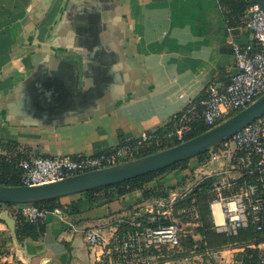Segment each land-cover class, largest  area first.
I'll list each match as a JSON object with an SVG mask.
<instances>
[{
  "label": "crops",
  "instance_id": "0c3cea01",
  "mask_svg": "<svg viewBox=\"0 0 264 264\" xmlns=\"http://www.w3.org/2000/svg\"><path fill=\"white\" fill-rule=\"evenodd\" d=\"M253 42L245 26L230 28L218 0H0V138L33 156L109 153L122 147L121 134L136 140L195 102L204 106L210 84L225 90L236 72L233 45ZM160 178L169 195L189 187L181 168ZM169 195L61 198L66 218L50 212L37 240L15 238L2 214L17 223L20 205L0 204V264H114L100 260L119 224L178 218L183 208H171ZM197 227L184 239L200 241ZM87 233L102 243L91 247ZM196 248L186 258L183 247L151 257L154 264H216L217 257L229 264L237 252L227 247L204 258Z\"/></svg>",
  "mask_w": 264,
  "mask_h": 264
},
{
  "label": "built area",
  "instance_id": "2783aa9c",
  "mask_svg": "<svg viewBox=\"0 0 264 264\" xmlns=\"http://www.w3.org/2000/svg\"><path fill=\"white\" fill-rule=\"evenodd\" d=\"M245 18V28L252 34L254 42L245 46L233 45L236 72L225 90L220 91L214 83L209 85L202 116L209 128L247 108L264 94V10L252 3ZM194 110L192 108L191 112ZM176 138L184 142L183 130L177 132ZM151 139L150 134L144 133L132 145L91 157L32 156L21 163V185L54 183L86 171L134 160L142 157L145 144ZM204 184H208L212 194L209 208L218 233L235 237L241 230L252 227L255 232L264 234V116L209 153L206 162L194 168L189 187L183 193L170 192L169 205L174 208L178 201L188 199ZM19 211L27 222L35 225L41 224L50 212L61 220L66 218L61 208L48 210L35 204L20 205ZM189 215L194 219L190 226L199 225L200 211L193 204L179 211L178 218H172L168 226L135 232L117 231L100 262L154 264L153 254L149 252L181 248L186 233L177 220ZM87 240L91 247L102 243L96 233H87ZM249 248L263 256L261 264H264V241ZM236 250L244 251L243 248Z\"/></svg>",
  "mask_w": 264,
  "mask_h": 264
},
{
  "label": "trees",
  "instance_id": "16d2710c",
  "mask_svg": "<svg viewBox=\"0 0 264 264\" xmlns=\"http://www.w3.org/2000/svg\"><path fill=\"white\" fill-rule=\"evenodd\" d=\"M221 7L224 9L228 24L230 28L244 27L246 24V12L252 5L250 0H218ZM195 106L196 111L191 112V107ZM205 106L201 105V101L195 102L194 105L188 107L184 113L177 115L167 125L158 129L156 132L149 133L152 137L151 141L145 144L142 151V156L154 154L161 150L181 144L176 138V134L179 130H183L184 141L190 140L202 133L208 131L207 127L202 119ZM122 146L132 145L135 140L126 141L121 134ZM33 156L32 150L29 148H22L18 142L4 143L0 138V185L3 186H20L23 176V169L21 163L30 159ZM209 154L200 155L194 158L195 163L189 165L190 161L179 163L171 168L163 169L156 173H151L146 176H142L129 181L121 182L110 187H105L88 192L86 196L93 198L95 194L105 192L110 198H119L125 196L134 191H142L144 199L150 200L159 197L168 198L169 191L172 187H166L160 183V177L174 169L181 168L186 171V179L189 177L190 172L194 171L198 165L206 162ZM191 166V167H190ZM158 182L155 187H151L152 182ZM110 192V193H108ZM212 199L208 184H204L202 188L194 190L188 199L180 200L176 203L178 208H188L193 204L198 206L200 211L199 227L195 229V232L201 236V240L195 242L192 237L183 239L182 246L187 249L185 253H182L181 257L186 258L190 256V250L197 246L196 253L203 255L206 258L205 253L219 252L227 247L233 249H244L243 252H239L237 255V261L241 264H261L263 256L256 251L249 248L252 244H260L264 241V234L257 233L252 227L243 229L239 232L238 236L228 237L224 233H218L214 227L211 212L209 208V202ZM60 200H54L37 204L39 207L53 210L55 208H63ZM194 202V203H193ZM8 206H14V204H8ZM17 220V235L20 240L31 238L34 240L40 239L43 236L44 229L40 225H35L27 222L18 211L16 215ZM171 224L169 219L157 215H144L137 219L136 222H122L119 224V233L125 231H144L146 228H158L160 226H168ZM154 252V251H153ZM149 252L148 254H155Z\"/></svg>",
  "mask_w": 264,
  "mask_h": 264
},
{
  "label": "water",
  "instance_id": "95a60500",
  "mask_svg": "<svg viewBox=\"0 0 264 264\" xmlns=\"http://www.w3.org/2000/svg\"><path fill=\"white\" fill-rule=\"evenodd\" d=\"M264 10V0H250ZM264 116V94L242 111L190 140L154 154L142 156L116 166L67 177L54 183L36 186L0 185V204H42L136 179L171 168L200 155L209 154L237 133ZM39 156L36 151L34 157ZM17 237L16 221L8 212L2 214Z\"/></svg>",
  "mask_w": 264,
  "mask_h": 264
},
{
  "label": "rangeland",
  "instance_id": "374dc122",
  "mask_svg": "<svg viewBox=\"0 0 264 264\" xmlns=\"http://www.w3.org/2000/svg\"><path fill=\"white\" fill-rule=\"evenodd\" d=\"M195 163V160L192 159L190 161V164L189 165H193ZM191 167V166H190ZM189 179V185L191 183V180H193V172H190V175L188 177ZM178 223H181L182 225V231L185 233V230H190L191 227H194V226H190L191 223H193L194 219H193V216L192 215H189L187 217H181L179 218L178 220ZM191 222V223H190ZM239 254V250L235 253H233L234 255V259H233V262H230L229 264H241V262L237 261V255ZM213 262L216 261V264H217V261H224V259H220V258H216L215 260H212ZM211 261V263H212ZM202 263V260L200 261ZM214 264V263H213ZM222 264H225V263H222Z\"/></svg>",
  "mask_w": 264,
  "mask_h": 264
}]
</instances>
